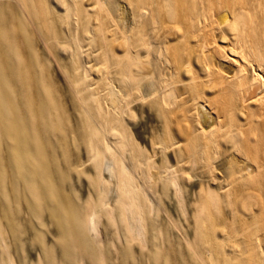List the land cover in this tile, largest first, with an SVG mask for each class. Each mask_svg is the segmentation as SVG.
<instances>
[{"label": "bare ground", "instance_id": "obj_1", "mask_svg": "<svg viewBox=\"0 0 264 264\" xmlns=\"http://www.w3.org/2000/svg\"><path fill=\"white\" fill-rule=\"evenodd\" d=\"M2 6L16 19L6 35L0 24V140L25 193L39 188L62 209L56 231L63 239L73 236L97 256L104 214L146 246L142 214L162 206L152 191L158 179L182 208L185 226L164 215L183 240L186 264H264V0H0ZM35 45L41 68L50 63L49 74L61 80L84 144L80 163L93 175L97 201L89 196L82 214L70 199L65 208L36 162L48 151L30 128L50 134L59 101L36 68ZM144 107L154 113L153 128L168 127L173 136L160 145L164 158L180 141L186 145L178 167L162 158L167 163L156 175L134 140ZM183 186L190 189L184 205ZM30 264L42 263L37 256Z\"/></svg>", "mask_w": 264, "mask_h": 264}, {"label": "rangeland", "instance_id": "obj_2", "mask_svg": "<svg viewBox=\"0 0 264 264\" xmlns=\"http://www.w3.org/2000/svg\"><path fill=\"white\" fill-rule=\"evenodd\" d=\"M6 8V6L0 8V24H4L5 35L14 28L16 19L13 14L8 15ZM26 32H28L27 28ZM37 50L35 45L34 60L39 70L43 60L37 54ZM45 68H41L40 77L49 89H54V96L59 101L54 117L57 120V126L52 127L50 130L52 132L46 135L42 134L40 126H38L39 129L35 125L30 128L34 142L44 143L43 147L46 152L48 151V155L45 154L46 162L42 161V157L36 162L39 164L40 175H43L46 181L52 179L57 195L65 200V204L70 199L71 207L73 206L82 214L89 196L94 202L97 201L93 175L87 164L80 163L85 157L84 144L79 136L80 129L75 112L70 106L69 98L60 88L61 80L55 72L54 75L49 74L53 68L50 63ZM148 111L144 107L136 118L137 124L132 126L136 135L135 145L149 155L151 170L156 175L161 173L167 163L165 159L178 167L177 164L180 162L177 160H180L182 154L184 155L186 145L183 141L179 142L178 148H170L168 145L170 151L166 152V158H164L160 153V145L171 144L173 136L168 127L153 128L151 120L154 113ZM50 148L53 149L55 158L49 155ZM5 151L4 143L0 140V261L2 264H8L10 258L13 264H30L37 259V256L42 264H186L183 240L172 231L167 215H164L165 211L174 214L178 222L184 226L186 221L182 208L172 198L166 183L157 179V183L155 181L152 188L162 206L156 207L153 213L147 207L142 214L146 246H141L138 241L131 239L123 232L117 221L114 222L107 215L102 214L104 240L98 247V255L90 256L83 252L79 241H73V236L65 240L57 233L56 221L61 217L59 212L62 209L57 210L54 205L56 203L51 199L45 200L39 188L35 191L34 187L32 190L30 187V191L26 190L25 193L24 178L21 180L22 177L11 169V163ZM153 153H156V156ZM32 178L31 182L37 183L36 176ZM183 188L186 190L182 203L184 205L189 203L190 189H186L185 186ZM31 191L35 193L31 194ZM190 264L193 262L191 261Z\"/></svg>", "mask_w": 264, "mask_h": 264}]
</instances>
